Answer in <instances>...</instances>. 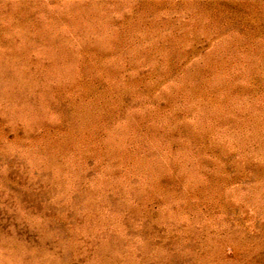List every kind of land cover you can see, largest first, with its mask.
<instances>
[{"label":"rangeland","instance_id":"rangeland-1","mask_svg":"<svg viewBox=\"0 0 264 264\" xmlns=\"http://www.w3.org/2000/svg\"><path fill=\"white\" fill-rule=\"evenodd\" d=\"M0 264H264V0H0Z\"/></svg>","mask_w":264,"mask_h":264}]
</instances>
